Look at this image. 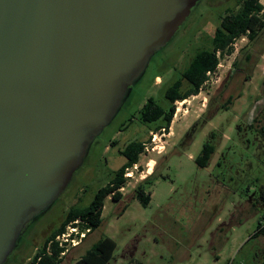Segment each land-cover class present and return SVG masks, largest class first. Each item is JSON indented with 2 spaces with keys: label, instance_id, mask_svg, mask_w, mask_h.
Here are the masks:
<instances>
[{
  "label": "rangeland",
  "instance_id": "1",
  "mask_svg": "<svg viewBox=\"0 0 264 264\" xmlns=\"http://www.w3.org/2000/svg\"><path fill=\"white\" fill-rule=\"evenodd\" d=\"M237 2H196L128 86L61 193L23 228L3 264H27L67 208L86 206L110 180L124 162V145L148 136L136 168L127 169L132 172L120 189L122 198L104 199L101 225L58 261L45 263L71 264L107 235L116 243L108 264H259L264 249V202L257 203L264 187V28L253 40L238 38L198 93L174 104L167 130L152 129L160 120L142 124L139 119L150 96L167 106L164 90L197 49L210 45L219 17L237 9ZM259 2L264 8V0ZM208 139L215 151L201 168L193 158ZM145 178L152 183L145 184L150 201L142 206L133 188Z\"/></svg>",
  "mask_w": 264,
  "mask_h": 264
},
{
  "label": "water",
  "instance_id": "2",
  "mask_svg": "<svg viewBox=\"0 0 264 264\" xmlns=\"http://www.w3.org/2000/svg\"><path fill=\"white\" fill-rule=\"evenodd\" d=\"M198 0H0V264Z\"/></svg>",
  "mask_w": 264,
  "mask_h": 264
},
{
  "label": "trees",
  "instance_id": "3",
  "mask_svg": "<svg viewBox=\"0 0 264 264\" xmlns=\"http://www.w3.org/2000/svg\"><path fill=\"white\" fill-rule=\"evenodd\" d=\"M263 10L264 8L259 0H238L237 9L227 10L221 15L219 17V25L214 29L209 39L210 45L197 49L186 67L181 71L180 77L175 79L164 90V99L167 102V106L159 104L152 96L148 97L139 109L140 122L148 124L160 120V123L154 125L152 129L154 131L167 130L174 114L175 102L198 93L202 85L208 80L207 73H211L216 69L219 57L231 52L232 43L235 39L246 36L248 40H253L258 31L264 28ZM230 100L231 98L227 99V102L230 103ZM213 135L214 133L212 132L210 138ZM149 138L150 136L145 138V140H131L124 145L123 149L120 150L121 155L124 157V162L118 167L110 180L97 189L86 206L82 207L73 204L67 208L62 220L44 238L41 246L36 247L27 264H46L47 258L55 262L58 261L61 249L55 243L48 246V242L61 233L69 222L80 219L83 221V224H79L80 227L88 226L90 231L101 225L104 199L108 196L113 201H118L122 198L120 189L126 183L124 173L126 169L138 162L139 155ZM112 143L115 142L113 141ZM214 151L215 145L208 139L202 143L198 154L193 160L197 166L206 167ZM151 183L152 180L145 178L133 188V197L142 206H146L150 201V192L146 191L145 184ZM261 188L257 203L264 202V187L263 189ZM126 206V204L123 206L122 212ZM259 223L260 221L257 222V224ZM261 232L262 229L254 235L257 236ZM115 246L116 243L111 237L103 235L71 264H108ZM259 264H264V249L261 253Z\"/></svg>",
  "mask_w": 264,
  "mask_h": 264
},
{
  "label": "built area",
  "instance_id": "4",
  "mask_svg": "<svg viewBox=\"0 0 264 264\" xmlns=\"http://www.w3.org/2000/svg\"><path fill=\"white\" fill-rule=\"evenodd\" d=\"M237 39H235L234 42L232 43V47H234V44ZM209 73L210 72H208L207 74ZM183 101L184 100L176 101L175 104L176 103L182 104ZM144 149H145V146H144ZM132 167L136 168V164H134ZM131 172L132 171L126 169L124 176L130 177ZM122 188L123 187H121V189ZM81 223L83 224V221L80 219H75L69 222L61 233L57 234L52 240L48 242V246L55 243L57 247L61 249L58 255L59 257L64 255L69 250V248H73L79 245L82 242V240L86 237V235L89 232H91L90 227L88 226H84L81 228L79 225Z\"/></svg>",
  "mask_w": 264,
  "mask_h": 264
},
{
  "label": "flooded vegetation",
  "instance_id": "5",
  "mask_svg": "<svg viewBox=\"0 0 264 264\" xmlns=\"http://www.w3.org/2000/svg\"><path fill=\"white\" fill-rule=\"evenodd\" d=\"M159 76H156V78H158Z\"/></svg>",
  "mask_w": 264,
  "mask_h": 264
}]
</instances>
